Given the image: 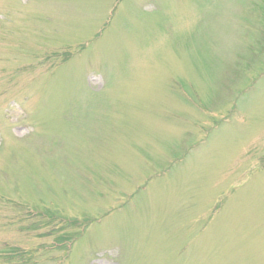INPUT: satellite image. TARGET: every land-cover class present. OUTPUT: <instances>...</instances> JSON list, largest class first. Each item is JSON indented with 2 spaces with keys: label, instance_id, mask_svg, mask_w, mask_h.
Returning a JSON list of instances; mask_svg holds the SVG:
<instances>
[{
  "label": "rangeland",
  "instance_id": "374dc122",
  "mask_svg": "<svg viewBox=\"0 0 264 264\" xmlns=\"http://www.w3.org/2000/svg\"><path fill=\"white\" fill-rule=\"evenodd\" d=\"M0 264H264V0H0Z\"/></svg>",
  "mask_w": 264,
  "mask_h": 264
}]
</instances>
